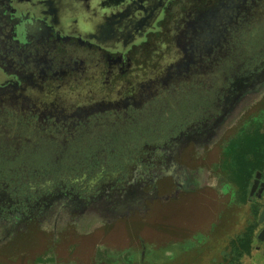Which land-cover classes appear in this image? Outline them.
<instances>
[{
	"label": "flooded vegetation",
	"instance_id": "af4514ba",
	"mask_svg": "<svg viewBox=\"0 0 264 264\" xmlns=\"http://www.w3.org/2000/svg\"><path fill=\"white\" fill-rule=\"evenodd\" d=\"M255 140L260 156L264 0H0V222L135 185L149 225L212 186L259 219L264 164L245 203L230 174Z\"/></svg>",
	"mask_w": 264,
	"mask_h": 264
},
{
	"label": "rangeland",
	"instance_id": "374dc122",
	"mask_svg": "<svg viewBox=\"0 0 264 264\" xmlns=\"http://www.w3.org/2000/svg\"><path fill=\"white\" fill-rule=\"evenodd\" d=\"M246 103L244 99L238 104L239 110L229 124H235L246 110ZM136 187L122 191L102 189L106 199L87 204L73 202L68 208L55 203L44 211L33 208L30 215L15 219L18 222L14 217L0 222V264H97L95 251L99 247L123 254L124 261L110 264H218L229 241L253 223L252 250L241 264H264V240L256 239L264 223L257 222L258 213L254 217L247 203L238 204L235 199L229 203L228 195L212 186L189 200L154 204L149 225L132 216L147 205V201L137 197ZM70 208L77 212L70 213ZM138 219L142 221L140 227ZM191 234L196 235L183 240ZM128 250L132 254L127 260L124 254Z\"/></svg>",
	"mask_w": 264,
	"mask_h": 264
},
{
	"label": "trees",
	"instance_id": "16d2710c",
	"mask_svg": "<svg viewBox=\"0 0 264 264\" xmlns=\"http://www.w3.org/2000/svg\"><path fill=\"white\" fill-rule=\"evenodd\" d=\"M259 141H250L249 146L241 142L233 145V156L230 165V174L232 182L236 184L238 190V198L245 203L247 187L250 184L253 173L257 169H261L264 164V154L258 155ZM249 152L251 156L255 154V160L247 161L246 154ZM261 157V160H259ZM254 217L257 216L258 209L250 207ZM255 223L247 226L243 232L235 236L228 243V250L222 256V262L218 264H241L244 257L250 255L254 242ZM106 256V257H105ZM104 257L96 252L95 262H105L107 264L114 263L112 257L105 255Z\"/></svg>",
	"mask_w": 264,
	"mask_h": 264
},
{
	"label": "water",
	"instance_id": "95a60500",
	"mask_svg": "<svg viewBox=\"0 0 264 264\" xmlns=\"http://www.w3.org/2000/svg\"><path fill=\"white\" fill-rule=\"evenodd\" d=\"M261 175L264 176V170H263L262 173H261V172H257V173L255 174V177H254V180H253V184H252V187H251V189H250V194H249V196H252V195H253L255 189L257 188V185H258V183H259V180H260V178H261ZM262 187H264V184L261 185L260 192H262ZM258 222H259V223L264 222V208H263L262 212L260 213V216H259ZM257 239H258V241H262V240L264 239V229H263L262 231H260V233H259L258 236H257Z\"/></svg>",
	"mask_w": 264,
	"mask_h": 264
}]
</instances>
